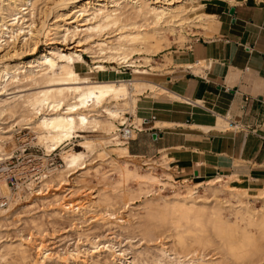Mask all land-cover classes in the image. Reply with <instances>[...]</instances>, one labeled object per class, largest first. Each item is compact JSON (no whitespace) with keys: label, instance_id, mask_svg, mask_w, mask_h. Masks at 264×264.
<instances>
[{"label":"bare ground","instance_id":"1","mask_svg":"<svg viewBox=\"0 0 264 264\" xmlns=\"http://www.w3.org/2000/svg\"><path fill=\"white\" fill-rule=\"evenodd\" d=\"M207 1L219 0H0V56L11 49L0 58V160L12 157L5 150L4 144L21 128L29 129L48 154L61 145L73 143L74 137L82 140L78 145L80 151L63 149L62 167L53 171L46 181L25 192L24 198H28L33 192L37 193L36 199L29 202L30 205L19 208L18 195L12 194V202L7 207L0 208V261L5 262L9 256L15 262L19 261V264L52 263L53 254L49 253L45 236H40L39 242H33L32 238H20L21 236L19 240L16 239L18 244L8 241L9 239L8 242L4 240L6 243L2 242L4 231L13 227L16 221H23V217L27 219L24 224L40 229L38 216L35 217L34 211H31L37 201L47 207L48 210L43 212L49 218L63 219L70 214L84 216V211L99 215L97 213L100 211H96L94 207L102 201L107 202V197L110 198L105 195L107 193L99 191L93 197L95 202L86 196L78 197L76 193L83 178L89 176L87 174L91 167L88 165L94 157L102 159L112 152L120 158L130 157L127 145L115 140L114 136L117 135L120 123L126 126L130 123L124 117L125 112H130L137 118L136 104L143 84L141 77L151 75L150 71L142 69L134 55L146 56L145 59L150 60L151 56L171 45L170 36L174 37L178 33V37L182 38L185 37L183 32L187 31L186 28L203 27L209 18L203 12V5ZM37 11L44 14L47 12V20L40 22L41 24L38 21L40 25L35 23ZM41 37L46 39L48 47L39 53L38 43ZM56 43H62L64 47ZM83 53L89 54L92 63L86 61ZM23 55L32 57L24 61ZM106 63L129 66L134 79H122L117 67H109ZM110 69L115 74L108 73L107 80L96 78L102 77ZM87 76H90V81H83ZM28 87L30 92L19 94L27 91L24 89ZM152 91L154 94L166 92L156 84H153ZM16 125L19 129H14ZM135 125L139 127L137 123ZM84 132H96L101 136L90 139ZM114 162L116 164L112 170L118 172L119 180L116 183L119 185L130 180L141 184L160 183L158 185L162 187L159 192L164 194V197H160L164 207L156 206L159 210L156 209V213H153L155 206L151 204L159 200L147 199L145 206L149 204L150 209L152 208L147 217L158 224L169 220L168 223L174 225L172 242L176 246L184 250L192 249L190 251L196 254V247L202 249L214 243L212 235H207L210 234L207 229L211 228L213 232H210L221 241L220 246L217 244L218 248L226 253L227 258L229 255L240 260L243 256L246 258L245 254L248 253L251 259L255 253L264 252V186L261 196H258L263 206L255 209L248 202V185L239 186L238 175H233L228 180L216 177L209 180L206 186L184 181L186 193H180L174 188L178 182L169 174L162 173L163 176H159L154 167L139 171L140 167L130 165L126 160ZM77 171L81 173L74 178V185L65 187L64 185H70L67 177ZM167 185L172 187L171 192L175 190L172 196L164 193L168 189L165 190ZM200 187H203L204 194H200ZM131 190L145 194L146 197L150 192L159 193L134 186ZM5 191L9 192L8 189ZM125 192L129 194L128 191ZM233 198L236 203H233ZM109 212L100 213L103 224L112 227L126 222L112 211ZM96 216L92 219L97 218ZM155 224L144 226V239L151 242L156 240L159 226ZM182 226L193 232L191 244L182 235V228L178 230ZM41 232L40 229L39 233ZM92 246L93 253L89 255L93 264L103 255H106L104 259L107 264L111 258L114 263L122 260L112 249L100 248L93 242ZM168 247L160 243L158 250L162 257L174 256L170 264H224L223 260H206L200 256L188 259L187 255L192 254L191 252L185 255L187 260H182L178 257V252L172 253V249L169 250ZM31 250L35 251V256ZM79 252L59 255L54 262L78 264L82 258ZM162 260L154 261L163 264ZM87 261L90 263L89 260L84 262L88 264ZM136 261H131L130 264H138Z\"/></svg>","mask_w":264,"mask_h":264},{"label":"crops","instance_id":"2","mask_svg":"<svg viewBox=\"0 0 264 264\" xmlns=\"http://www.w3.org/2000/svg\"><path fill=\"white\" fill-rule=\"evenodd\" d=\"M203 11L210 35L189 37L163 71L141 77L131 115L143 130L128 153L163 154L179 183L238 175L250 188L264 181V0L207 1Z\"/></svg>","mask_w":264,"mask_h":264},{"label":"rangeland","instance_id":"3","mask_svg":"<svg viewBox=\"0 0 264 264\" xmlns=\"http://www.w3.org/2000/svg\"><path fill=\"white\" fill-rule=\"evenodd\" d=\"M43 14L44 13L42 11L36 12V14H35L36 25H38L42 21L47 20L46 15H45V14H47V12L44 15ZM39 15L42 17H40ZM38 21H39V23H38ZM198 27L197 28L196 27L186 28L187 31L183 32L185 37H182V38L178 37V33L174 36L175 38L173 36H170V39H171L170 44L171 45H169L168 47H166L162 51L158 52L156 55L151 56L152 59L146 60L145 59L146 56L140 57L138 55H134L135 60L137 61V63L139 65H141L142 69H145L146 71H150V74H152V71H154V72L155 71H158V72L163 71V68L166 67L167 63H169V59L167 58L166 53H168L172 49L183 48L185 46V43L189 40V37H191V36L210 35V32L208 31L209 29H207V23L205 25H203V27L202 26H198ZM38 44H39L38 45V52L39 53L45 51V49L48 47L46 39L44 37L40 38ZM56 45L64 47L62 45V43H56ZM9 50H11V49L6 50L4 53L1 54V56L4 55ZM1 56H0V58H1ZM83 56L87 62L92 63V58L89 56V54L83 53ZM22 57H23L24 61H27L32 56L23 55ZM106 64L109 67H112V66L117 67L120 74H122V73L124 74V76L121 75L123 77L122 79H124V78L126 80L134 79L133 73L131 72V68L129 66L118 65L116 63H106ZM78 71H80V68H78ZM108 73L111 75L115 74V72L110 69L107 73L103 74V76L99 80H104V76H107ZM83 81H90V76L85 77V79H83ZM24 85H26V84L24 83ZM28 89H30V88L28 87V88L24 89L27 91L23 90L24 92H22V93L20 92L19 94H25V93L30 92V90H28ZM20 91H22V90H20ZM141 91H142L141 93H143L145 91L143 85H142ZM124 117H125V115H124ZM137 121L138 120L137 119L135 120L134 117L132 118V122L134 124ZM14 129H19V127L16 125L14 127ZM84 135L89 137L90 139H95L96 137L101 136V135L97 134L96 132H84ZM34 137L35 136L33 135V133L29 129H24V128L22 129L21 128V130L20 129L17 130L16 133L14 132L13 138L11 140H7V142H5V144H4L5 150L7 151L8 154H10V156H12L11 158H13L20 165L21 164L28 165V161L30 158L41 159V160L45 161V159H44L46 157L45 155L48 153L45 151V149H43V147L38 143V141ZM80 141H82L81 138L74 137L72 139L73 143H71L67 146L61 145L58 149H56V152H59L60 155L62 156V154L64 152L63 149H65V151H69L71 149H75L77 151H80L81 148L78 146ZM24 146L30 147V148H28L25 152H23L22 148ZM111 148H115V146H111ZM114 160H126L130 163V165L134 164V165H137L138 167H140L141 169L139 168V171H142L144 169H148L149 167H154L159 176H161V174L164 172H168L169 175H171V176L173 173V168L171 167V163H170L171 161L169 159H167L163 154H162V157L159 158V160H157V159L156 160H137V159H133L130 157L120 158V156H118L115 152L114 153L112 152L111 155H109L108 157L102 158V159L100 157H94L93 161H91L90 164L88 165V167H91V169L89 170V173L87 174L89 176L84 177L83 180L81 177L79 178L82 181L80 182V185H79L80 188L78 189L79 191H77L78 194L76 193V196H78V197L79 196L80 197L86 196L88 199H92V202H95L96 200L95 199L93 200V197H96L99 191L103 192L104 194L107 193L105 195L110 196V198L107 197V202H106V200L102 201V203H99L100 206L97 205V207H94L96 209V211H100L99 213H97L99 215L96 216L92 211L87 212V213H86V211H84L85 212L84 216L81 214H76V215L70 214L68 217H64L63 219L57 218V217L56 218H52V217L49 218L48 216H45L46 213L44 214V212H43L45 209L48 210L47 207L43 206L41 204V202L39 204L38 201L37 202L35 201L36 205L33 207V209H35V210L32 209L31 211H34L35 217L38 216L37 220H38L39 227L42 231L41 234L39 233L40 229L36 230V229H34V227H32V225L29 227L28 224L27 225L24 224L23 223L24 220H27V219H26V217L24 219V217L22 218V216H21L23 221H21V220H20V222L16 221L15 223H13L14 224L13 227L10 226L9 229L6 228L8 230H6V231L3 230L4 236H3L2 242L6 243L4 240L7 241L9 239L8 241L11 240V242L13 241V242H15V244H18L19 241H17V240H19L20 238H25V239L26 238L27 239L32 238V241L34 242L35 240H38V239L40 240V236H45L44 237L46 240L45 244L48 246V248L50 250L49 253L51 252L53 254V261H52V263L50 261H46L43 264H50V263L51 264H60L58 262H56V263L54 262V261H56V259L59 255L63 256V255H66L68 253H74V252H79V251H80L79 253L82 256L81 260L79 261V262H82L80 264H86L84 262L85 260L90 261V263L87 261L88 264H93V261H91V259H90V257H91L90 255H92V253H93L92 242L95 244H98L100 246V248L106 247V248L112 249L113 251H115L116 255L120 256V258L122 259L121 261H117L116 263H114L113 258H111L109 261L110 262L109 264H130L131 261H134V260L136 261V259H137L136 262L138 264H143V263L144 264H157L154 261L156 259H163L162 260L164 262L163 264H170L171 262H173L172 257H174V256H172L170 258L167 256V258H166V257H162L161 255H159L160 254V252H159L160 243H161V245L163 243V244L167 245V247L169 246L168 248H169V250L172 249V251H171L172 253L175 251H176V253L178 252L179 253L178 257L180 256V259H182V260H187V258L189 259L190 257L194 258L196 256H200V257H204L206 260H213V259H215V261L223 260L224 264H227V263L228 264H264V252L263 251L255 253V256H253V258H251V259H249L250 256L248 253L245 254L246 258H244V256H243L240 259V257H239L240 260L234 259V258L230 257L229 255L227 258L226 253L224 254V252L218 248L221 244L219 242H221V241L217 237L214 236L211 228L207 229V232L210 234H207V233H204V234L205 235L207 234L209 236L212 235L211 237H212V240L214 239L213 240L214 243L212 242L211 243L212 245L210 244L209 246L203 247L205 249H203V248L200 249V247H196V248H198V250L196 251V254H193V251H190L192 249H185L184 250V249L180 248L179 246H176L172 242V241H174L173 235L175 234V229L173 227L174 225H172L171 223H168L169 220L167 222L165 221L166 224H165V222L163 224H162V222L160 224H158L155 220H151V218H148L149 216L147 215V213H149L150 211L152 212V208L150 209L151 206H155V207L159 206L161 208L164 207V202H163V200H161V198L164 197V194L159 192L160 187H162L161 185H158L160 183L155 182L152 184H145V183L141 184V182H139V181L130 180L126 184L121 183L119 185L116 183L119 180L118 172L112 170V168L114 169V166L116 164L114 162ZM93 168H96V169H93ZM80 173L81 172L77 171L76 173L67 177V180H68L70 185H64V186L65 187L73 186L74 185V178L77 175H79ZM168 173H166V174H168ZM162 176H163V174H162ZM52 177L50 179H52ZM173 178H174V176H173ZM229 178L230 177L225 178V179L228 180ZM204 180H207V179L205 178ZM204 180L202 181L203 184H205ZM175 181L178 182L176 180V178H175ZM138 182H139V184H138ZM183 182L182 183L178 182V184H176V186L174 187V188H176L175 190L177 192L186 193V191L183 187ZM197 182H199V181H195V182L191 181V183H195V184H197ZM245 182L246 181H243L241 178L238 185L239 186H242V185L247 186L248 184ZM253 183H255V182H253ZM180 184H182V186ZM133 186L136 188L140 187L144 191L156 190V192H159V193L155 194L153 192L152 193L150 192L149 195L146 197L145 194H139V193L131 190V188ZM150 186H152L153 188ZM205 186H206V184H205ZM263 186H264V181L262 183L259 182L257 185L247 189V192L250 194V195H248L249 196L248 202L255 209H261L263 206L262 200L260 198H258V196H261ZM50 188H52V187H50ZM129 189L132 192H135L136 194L135 193L130 194L132 192L129 191ZM166 189H167V191H165L164 193L172 196L173 192L175 190L171 192L172 187H170V185H167L165 190ZM125 191H128L129 194H126L127 192H125ZM50 192H51V190H50ZM65 192H67V191H65ZM199 192H200V194L205 193L203 187L199 188ZM35 195H37V193L33 192V194L28 195V198L22 197L21 200L19 199L18 207L22 208V207L30 205V203H32L30 201H33L32 200L33 198H34V200L36 199ZM123 195H127L128 197H124ZM132 199H133V201H132ZM147 199H149V200L150 199H153V200L158 199L159 202L155 200L156 202L151 204V206H149V204H147L145 206V202L148 201ZM232 201H233V203H236L235 198H233ZM125 202H127L128 204ZM85 207H87V205ZM155 207H153V209L155 210V212L153 211V213H156V211L159 210L158 207H156V208ZM106 211H110V212L112 211L115 215H117V217L123 218L126 222L123 224H119V226L113 225L112 227L107 226L106 224H103V222L100 221V218H101L100 213L105 214ZM34 214H33V216H34ZM231 214H232V211H231ZM31 215H29V217ZM39 215L40 216L42 215V216L40 217ZM233 215H234V212H233ZM26 216H28V215H26ZM94 216H96L97 218L92 219V217H94ZM71 217H73V218L71 219ZM230 218H232V216ZM150 224H152V225L158 224V226H159L158 230H157L158 235L155 238L156 240H154V242L148 241L147 238L144 239V237L142 235L144 232V228H145L144 226L145 225L148 226ZM141 228H143V229H141ZM181 228H182V230H181ZM178 230L182 231L181 233L183 236H185L186 242L188 244H191L192 239H190V238H193L192 237L193 232L185 230V227H183V226L178 228ZM210 230L212 232H210ZM186 231H187V233H186ZM5 234H7V235L5 236ZM199 234H202V233H199ZM8 235H10V236H8ZM39 240H38V242H39ZM104 250H106V249H104ZM218 250H220L221 252ZM31 251H32V254L35 256V253H34L35 251H33V250H31ZM189 252H191L193 254V256ZM188 253H189V255H187V258H185V255ZM222 253H223V255H222ZM251 255H253V254H251ZM13 256L15 257V255H13ZM159 256H160V258H159ZM66 257H68V256H66ZM105 257H106V255H103L102 258H100L98 261L95 260L94 264H107V263H105V259H104ZM11 258H13V257H11ZM11 258L8 256L5 260V262H4V260L0 261V264H19L18 263L19 261L15 262L14 258L13 259H11ZM35 258H37V257H35ZM84 258H86V259H84ZM225 258H226V260L224 261ZM82 259H83V261H82ZM167 259H169V260H167ZM256 261L259 263H257ZM71 262H72V260H71ZM79 262H78V264H79ZM99 262H101V263H99ZM223 262H221V263H223ZM30 264H34V263L32 262Z\"/></svg>","mask_w":264,"mask_h":264},{"label":"built area","instance_id":"4","mask_svg":"<svg viewBox=\"0 0 264 264\" xmlns=\"http://www.w3.org/2000/svg\"><path fill=\"white\" fill-rule=\"evenodd\" d=\"M124 115L130 123L127 126L120 123L114 139L127 145L138 132L143 130V127H137L132 123L131 113L125 112ZM28 148L30 147L24 146L22 151L25 152ZM45 156V161L30 158L28 165H20L13 158L0 160V208H5L12 202V194H17L21 199L25 196L26 191L42 183L49 178L53 171L62 167L61 155L56 150ZM5 189H8L9 192Z\"/></svg>","mask_w":264,"mask_h":264},{"label":"water","instance_id":"5","mask_svg":"<svg viewBox=\"0 0 264 264\" xmlns=\"http://www.w3.org/2000/svg\"><path fill=\"white\" fill-rule=\"evenodd\" d=\"M230 12H231V14L233 13V8H231V11Z\"/></svg>","mask_w":264,"mask_h":264}]
</instances>
